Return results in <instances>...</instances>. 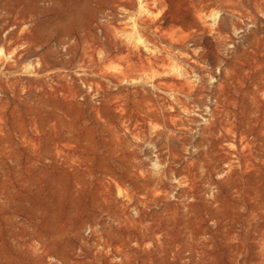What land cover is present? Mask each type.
Wrapping results in <instances>:
<instances>
[{"label": "rangeland", "instance_id": "obj_1", "mask_svg": "<svg viewBox=\"0 0 264 264\" xmlns=\"http://www.w3.org/2000/svg\"><path fill=\"white\" fill-rule=\"evenodd\" d=\"M0 264H264V0H0Z\"/></svg>", "mask_w": 264, "mask_h": 264}]
</instances>
